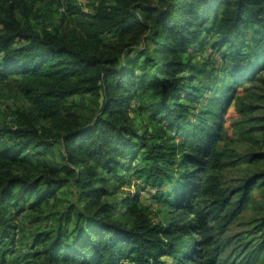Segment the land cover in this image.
I'll return each mask as SVG.
<instances>
[{"label":"trees","instance_id":"obj_1","mask_svg":"<svg viewBox=\"0 0 264 264\" xmlns=\"http://www.w3.org/2000/svg\"><path fill=\"white\" fill-rule=\"evenodd\" d=\"M29 17L24 0H0V82L25 100L0 122V254L9 207L21 212L27 195L28 207L40 206L71 183L83 207L47 238L37 264H217L222 248L207 223L232 193L208 172L221 163L211 146L236 84L264 69V0H98L92 13L67 1L61 24L39 31ZM208 35L228 63L203 81L189 48ZM137 93V111L147 110L141 130L129 108ZM85 94L97 106L89 115L68 104ZM54 144L62 164L28 158L30 146L43 154ZM119 170L141 183L116 217L106 197ZM253 177L237 187L239 206ZM145 191L169 220L151 219L139 202ZM205 194L213 199L201 204Z\"/></svg>","mask_w":264,"mask_h":264},{"label":"rangeland","instance_id":"obj_2","mask_svg":"<svg viewBox=\"0 0 264 264\" xmlns=\"http://www.w3.org/2000/svg\"><path fill=\"white\" fill-rule=\"evenodd\" d=\"M24 1L25 9L30 12L29 22L33 29L39 31L61 24L67 1L75 3L85 12L92 13L98 0ZM215 38L216 36L208 35L204 45L194 44L189 48L192 60L201 64V68L206 71V74L199 76L203 81L214 79L220 73L219 68L228 63L222 55L224 48L212 46L211 41ZM256 74L251 80L236 84V91L221 114L220 138L212 141L211 150L215 148L221 154V163L215 165L216 168L208 169V172L214 175L224 194L228 191L232 193L225 210L207 223L215 241L222 248L217 264H264V182L258 180L260 176H254L264 173V69ZM224 77L225 80L228 79V75ZM219 88L220 84H217L214 91L217 92ZM210 93L204 92L205 95ZM142 99L144 98L140 93H137L129 107L138 130L142 129V115L147 112L145 109L140 113L137 111L138 105H142ZM205 99L200 98V102L196 104L197 109L204 104ZM24 103L25 100L20 94L6 90L0 82V122L11 118L14 109ZM68 104H72L74 111L85 115L97 110L94 98L88 94L73 96ZM248 106L252 108L249 109ZM170 133L173 134L171 131ZM38 151L43 150L33 146L27 150L28 158L34 164H41L44 160L52 161V164L63 163L62 149L58 144H54L50 152L40 154L42 152ZM261 153L263 156H256ZM117 174L110 181L109 194L106 197L114 206L116 217L121 213L120 199L126 192L137 189L141 183V178L133 171L119 170ZM250 177H253L250 194L239 206L237 202L241 190L237 187ZM150 193L152 192L145 191L141 194L140 204L149 208L154 222H166L170 214L162 204L151 198ZM33 197L27 195V202H19V205H24L21 212L16 207H9L11 237L2 246L5 251L0 254V264H37L39 259L36 256L47 238L48 242L59 224H64L67 217H73L75 210L83 207L77 189L71 183L62 187L53 198L40 206L28 207L27 203L32 202ZM211 199L212 196L205 194L201 197V204H208ZM177 212L178 210L175 214ZM175 217L178 223L185 219L182 215Z\"/></svg>","mask_w":264,"mask_h":264}]
</instances>
